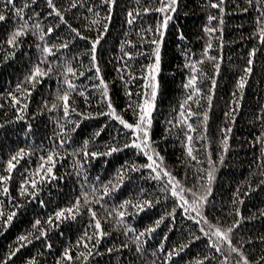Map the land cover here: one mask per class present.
<instances>
[{"label": "snow or ice", "instance_id": "obj_1", "mask_svg": "<svg viewBox=\"0 0 264 264\" xmlns=\"http://www.w3.org/2000/svg\"><path fill=\"white\" fill-rule=\"evenodd\" d=\"M44 2L47 5L45 14L53 22L45 21L42 25L41 13L35 11L33 7L38 6L37 0H23L19 6L18 0H0V25H7L4 29V39L0 44L9 49L3 60L7 61L15 57L17 50L24 47L22 41L27 36L32 35L39 41L29 45L34 51L25 58L27 71L18 77L12 90L0 92V100L7 101V104L18 113L13 116L12 121L0 123V129L6 124L28 119L25 115L28 110L27 101L31 99V94L37 85L42 84L49 77H55L56 89L54 93L48 92V96L54 95V98H43L42 106L32 115L36 116L43 111L60 114L55 120L58 131L52 134L53 144L48 145L47 148L42 145L17 147L0 164V196L4 197L8 205L6 210L4 202L0 201V230L6 231L17 214L32 204L47 209L48 205L42 198L44 192L51 184L65 179V176L58 175L55 170L57 160L71 155L74 163L72 173H68L67 178L72 179L74 174L75 180L81 183L76 187V192L72 194L70 201L53 208L50 214L43 218L38 215L30 217L28 229L14 237L15 247L9 245L6 250H0V264H16L17 254L33 241L42 248L50 250L53 245L47 237L53 229H59L61 225L74 227L80 234L73 243L62 246L59 257L53 258V264H91V257L99 254L98 245L105 237L111 235L110 232L105 231V223L129 237L131 247L135 250L133 260L141 258L142 264H179L190 244L201 239L205 248L198 254L199 258L186 260L184 264H264V251L252 248V241L255 238L247 233L240 235L245 217L239 207L244 201V196L252 193L254 187L260 188L264 185V180L254 186L247 180L235 186L233 196L230 197L232 211L228 213L227 206H224L226 215L232 217L230 222L224 223L222 219L212 214L216 208L213 203L216 170L225 162L232 122L235 121V113L241 106L243 89L248 77L254 71L258 49L254 46L248 51L242 74L239 75L232 90L228 110L224 113L226 123L220 128L219 153L216 154L215 159H213V144L208 136V121L213 90L217 85L216 74L221 71L223 57L201 55L199 60L187 61L186 66L191 72L182 86L188 89L189 94H186L183 101L178 104L180 118L174 122L168 121V129H166L171 132L180 128L181 143L186 153V156L180 160V164L185 167V175L181 177L175 174L173 168L167 166L166 158L153 140L152 134L153 111L160 88L158 76L161 71L164 30L168 28L179 0H156L155 5L152 4V0H135L132 6L125 5L124 23L135 32L138 39H132L126 31L123 33L124 39L119 42L121 55L115 57L119 61L116 66L118 78L121 81H129L137 75L131 65L135 57L144 56L149 61L141 66L139 72V75L145 79L139 94L140 98L134 103L125 104V109L131 112L132 119L126 118L124 112L118 110L113 103L110 82L103 75L98 56L99 46L110 34L109 22L113 19L119 0H66L63 7L58 6L57 0H44ZM247 4L264 10V0H247ZM209 6L219 10L222 23L224 12L222 0H209ZM242 10L247 11L246 8ZM67 12H72L73 17L80 13L79 18L83 21V28L88 30V34L80 27H73L70 18L66 16ZM148 13L161 15L154 23L142 25L141 18ZM208 19L214 20L216 17L209 15ZM89 20L91 22H88ZM137 21H141L142 26L138 25ZM65 26L68 31L62 36H56V32ZM94 27L95 32H93ZM204 31L212 34L218 29L205 24ZM149 33H153L154 37H149ZM179 35L183 38L184 34L181 31ZM252 35L264 45V15L255 17V30ZM145 40H147L145 50L141 51L138 46L145 43ZM79 42H84L87 47L70 57L66 56L65 53L71 52ZM129 46L132 50H129ZM212 47L213 44L209 40L203 52L207 54ZM80 55L88 59L87 66L78 59ZM185 55L187 56V53ZM49 57L53 58L49 59ZM204 60L214 62V74L209 78L211 87L206 98L201 95L204 90L199 86L200 77L197 75ZM74 63L76 66H73ZM79 78H83L85 82L83 85L78 83ZM93 79L96 82H93ZM88 90L96 95L97 105L103 104V110L88 111L85 108L82 111L76 106L74 96L89 97ZM126 94L131 101L134 95L132 88L126 87ZM202 99L208 107L202 112L194 111L192 105L199 106ZM89 102V99L84 100L85 105ZM5 106V103H0V108ZM93 117H104L105 124L90 133L88 138L77 139L76 133L81 121ZM192 117L197 118L199 126L193 123ZM257 119L264 123V107L261 108ZM111 125H115L114 135H110L109 142L103 144L104 151L96 150L93 147L96 138L105 131V126ZM32 128L31 123L26 125V129ZM27 135L29 132L25 131V136ZM256 142L264 146V131L254 138L253 143ZM77 144L78 147L75 146ZM124 149H132L133 157L136 153H140L146 162L141 163L138 159L129 157L116 165L106 179H102L99 174L95 176L90 174L92 160L97 157H112ZM198 149L203 151L204 162L208 167L205 168L203 163L198 164L189 181L188 171L193 161L198 160ZM26 157L28 159L35 157L36 164L21 172V178L15 188L19 197L17 200L11 195L13 172L19 171L18 165L23 168L21 161ZM262 157H264V148H262ZM108 162L107 159H103L104 164ZM261 169H264V158L261 159ZM259 174L264 176V170ZM150 180L157 184L158 195L150 194L149 190L142 186ZM125 186L129 188V192L126 196H121V190ZM165 204L167 207H164ZM157 208L160 209L158 212ZM101 209L103 215L100 214ZM178 210L187 231L182 229L181 237L174 245H167L162 240L151 251L149 258L144 260V254L148 253L147 238L153 236L163 224L168 229L163 233L166 239L169 231H174L177 227ZM145 212L155 215L146 226L137 228L129 223L132 217L143 215ZM258 214L264 216V208L258 209ZM259 239L264 245V237ZM245 245L251 251H247ZM129 247V243L123 242L115 247L106 248V251L111 253ZM22 264H37V257L29 255L22 260Z\"/></svg>", "mask_w": 264, "mask_h": 264}, {"label": "trees", "instance_id": "obj_2", "mask_svg": "<svg viewBox=\"0 0 264 264\" xmlns=\"http://www.w3.org/2000/svg\"><path fill=\"white\" fill-rule=\"evenodd\" d=\"M22 2L23 0H18V6ZM57 2L58 6L63 7L66 0H57ZM134 3L135 0H119V4L113 14V19L109 22L110 34L107 35L106 40L98 49L103 75L110 82L109 87L112 101L118 110L124 112L128 119H132V114L125 109V104L134 103L140 98L139 94L143 89L145 79L139 75V72L141 66L149 62L144 56L135 57L131 61V65L134 67L137 75L129 81H121L117 76L116 66L119 61L115 57L121 55L119 42H122L124 39L123 33L126 31L132 39H138L135 32L124 23L125 5L132 6ZM222 3L224 6L222 23L219 10L210 7L209 0H179L177 10L172 13L173 18L169 21L168 28L164 30L161 48V71L158 76L160 88L156 97V107L153 111L152 134L153 140L166 158L167 166L173 168L175 174L183 177L185 175V167L180 164V160L186 156V153H184L181 143L180 128L178 127L171 132L166 131V129H168V121L174 122L180 118L178 104L183 101L186 94H189L188 89L182 86L191 72V69L186 66L187 61L199 60L201 55L222 56L221 71L219 74H216L217 85L213 90V100L209 109L208 121V136L213 144V159H215L216 154L219 153L220 128L226 123L224 113L228 110L232 90L239 75L242 74L248 51L254 46L258 49L254 61V71L248 77V82L243 89L244 96L241 106L235 113V121L232 122V132L230 134L229 149L225 155V162L217 168L216 179L213 185V203L216 205V208L212 214L216 218L222 219L224 223H228L232 217L226 215L224 206H227L228 213L232 211L230 197L233 196L235 186L245 180L253 184V186L264 180V176L259 174L261 170H264L261 169V159L264 158L262 157V148L264 146L260 145L259 142L253 143L254 138L258 137L261 131H264V123H261L257 119L261 108L264 107V45H261L258 39L252 35L255 30V17L257 15H264V10L248 5L247 0H222ZM37 4L38 6L34 5L33 7L35 11L41 13L42 19L40 23L42 25H44L45 21L52 23L53 21L45 14L47 5L44 0H37ZM152 4L155 5L156 0H152ZM245 8L247 11L242 10ZM101 14L103 15V10H101ZM84 15L88 14L84 13ZM160 15L159 13L146 14L141 18L142 25L154 23L155 20L160 18ZM209 15L216 17V19L209 20ZM66 16L70 18V23L73 24V27H80L88 34V30L83 28V21L79 18L80 13H77L76 17H73L72 12H67ZM141 21H137V24L141 25ZM31 22L29 21V23ZM88 22L91 21L89 20ZM205 24L209 27L217 28L218 31L212 34L206 33L204 31ZM6 27L7 25H0V41L4 39V29ZM66 31H68L66 26L61 27L56 32V36H62ZM181 31L184 34L183 38L179 35ZM93 32H95V27L93 28ZM148 35L149 37H154L153 33H149ZM209 40H211L213 47L205 54L203 49ZM38 42L36 37L32 35L27 36L22 41L24 47L17 50L15 57L7 61H4L3 57L9 49L0 44V92L12 90L18 77L27 71L25 58L30 52L34 51V48H30L29 45ZM146 44L147 40H145V43L139 44V50H145ZM86 47L87 45L84 42H79L76 48L72 49L69 53H65V55L70 57ZM129 50H132L131 46H129ZM186 53L187 56L185 55ZM52 58L49 57V59ZM78 59L85 66L88 65V59L84 55H80ZM213 63L211 60H204L197 71V75L200 77L199 86L204 90L201 95L205 98L211 87L209 78L214 74ZM73 66H76V64L74 63ZM93 82L96 81L93 79ZM78 83L83 85L85 82L83 78H79ZM126 87H130L133 90L134 95L131 101L126 94ZM55 89V77L46 78L42 84L37 85V88L31 94V99L27 101L28 110L25 115H27L28 119L6 124L3 129H0V164L17 147L27 148L29 146L42 145L44 148H47L48 145L54 143L52 134L54 131H58L55 120L59 118L60 114L43 111L33 116L32 113L42 106L41 101L43 98H54V95L49 97L48 92L52 91L54 93ZM88 91L89 97L74 96L76 106L82 111L85 108L88 111L103 110V104L97 105L95 102L96 95L91 90ZM85 99H89L90 101L87 105L84 103ZM0 103L6 104L4 108H0V123L12 121L13 116L18 113L15 112V109L11 105L7 104V101L0 100ZM192 107L194 111L202 112L208 106L205 100L202 99L199 106L193 104ZM192 121L199 126L196 117H192ZM29 123L33 125L31 130L26 129V125ZM104 124V117H93L82 120L76 133L77 139L88 138L90 133ZM114 129L115 125L105 126V131L96 138L93 147L96 150L104 151L103 144L109 142L110 135H114ZM25 131H28L29 135L25 136ZM75 146L78 147L79 145ZM197 156L198 160L193 161L191 169L188 171L187 179L189 181H191L192 174L198 164L203 163L205 168L208 167L204 162L202 150H197ZM129 157H133L132 149H124L112 157H97L92 160L89 172L93 176L99 174L102 179H106L115 169L116 165ZM133 158L138 159L141 163L146 162L140 153H136ZM103 159H107L109 162L104 164ZM25 160L21 161L23 168L18 165L19 171L14 170L13 172L14 179L12 181L11 195L17 198V200H19V197L15 188L17 181L21 178V172L29 167H34L36 164L35 157L32 159L26 157ZM73 163L74 158L71 155L64 157L62 160H57L55 170L58 175L65 176V179L51 184L44 192L42 198L48 205L47 209L37 204H32L24 211L19 212L6 231L0 230V250H6L9 245L15 247L14 237L23 230L28 229L31 216L38 215L43 218L47 214H50L53 208L62 206L72 199V194L76 192V187L81 183V181L75 180L74 174L72 179L67 178L68 173H72ZM142 186L148 189L150 194H159L157 191L158 186L154 181L150 180ZM128 192L129 188L125 186L121 190V196H126ZM0 201L4 202L7 210L8 205L4 201L3 196H0ZM164 207H167V204ZM239 207L245 217L240 235L247 233L253 236L255 239L252 241V248L257 251H264V245L260 243L259 239L260 237H264V216L258 214V209L264 208V185H261L260 188L254 187L252 193L244 196V201ZM159 210V208L156 209L157 212ZM100 214H104L102 209L100 210ZM154 218V213L145 212L143 215L132 217L129 223H132L137 228H141L150 223ZM176 219L178 222L177 227L174 231H169L166 239L163 233L168 231V229L163 224L156 230L153 236L147 238L146 247L148 248V253L144 254V260L149 258L151 251L162 240L167 245H174L180 239L182 229L187 231L184 228L179 210ZM104 227L105 231L110 232L111 235L105 237L98 245L99 254L91 257V264H142L141 258L133 260L135 250L131 247L129 237L123 235L118 229H112L107 223L104 224ZM188 227L190 228V225ZM79 234V231L75 230L74 227L69 228L61 225L59 229H53L47 237L53 245L50 250L42 248L40 244L33 241L32 244L25 246L17 254L15 262L16 264H22L23 259L28 258L29 255H33L37 257V264H53V258L59 257L62 246H68L73 243ZM123 242L129 243L130 247L128 249H117L111 253L106 251V248L115 247ZM204 248L203 239L193 241L184 251L183 260L179 264H184L186 260L198 259V254ZM245 248L247 251H251L247 245H245ZM75 254L76 251L74 249L73 255L75 256Z\"/></svg>", "mask_w": 264, "mask_h": 264}]
</instances>
